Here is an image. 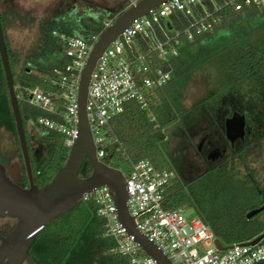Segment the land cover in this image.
<instances>
[{
	"label": "built area",
	"instance_id": "2783aa9c",
	"mask_svg": "<svg viewBox=\"0 0 264 264\" xmlns=\"http://www.w3.org/2000/svg\"><path fill=\"white\" fill-rule=\"evenodd\" d=\"M250 7L264 11V0L163 2L135 19L110 43L91 75L86 110L97 158L124 174L127 207L137 230L173 264H260L264 261V238L254 245L249 242L255 237L221 249L216 243L218 237L201 217H188L182 207H165L175 170L158 169L148 158L134 161L112 122L131 101L137 102L155 122V115L149 113L151 97L172 79L171 61L179 55L184 42L213 31L223 22L226 9L241 12ZM113 21L105 20L102 29L86 39L54 32L68 59L66 64L52 68L48 80L56 89L35 86L17 94L18 100L47 113L33 120L34 126L43 135L62 134L69 148L79 134L82 71L94 44ZM117 159L119 163L114 164ZM80 200L95 203L96 213L103 219V235L114 241L113 254L126 257L129 264H158L121 223L110 186L95 187Z\"/></svg>",
	"mask_w": 264,
	"mask_h": 264
},
{
	"label": "trees",
	"instance_id": "16d2710c",
	"mask_svg": "<svg viewBox=\"0 0 264 264\" xmlns=\"http://www.w3.org/2000/svg\"><path fill=\"white\" fill-rule=\"evenodd\" d=\"M224 15L223 22L213 31L197 34L194 39L186 40L179 55L171 61L172 79L151 97L150 108L157 123L152 122L148 112L135 101L127 103L124 112L113 120L116 133L134 161L148 158L158 169H173L159 140L164 138L163 128L177 118L176 111L185 109L183 102L186 95L191 85L200 78L205 77L213 84L214 94L233 91L249 97L248 93L251 91H264V11L255 7L245 8L241 12L228 8ZM0 16L2 21L1 12ZM103 20L104 17L99 15L86 17L76 14L72 18L64 19L61 24L50 28L43 27L38 51L26 60L21 74L15 71L2 21L16 94L35 86L45 90L56 89L48 78L53 67L66 64L68 59L64 56L63 45L54 32L86 39L102 29ZM18 103L34 181L42 186L51 181L58 169L64 165L70 148L64 144L65 137L62 134H44L49 158L42 169H37L33 154L38 138L34 128L32 129V123L38 116L47 113L21 100ZM0 128L9 132L15 140L18 156L23 162V182L26 185L29 179L1 54ZM91 172L92 165L85 157L79 175L85 177ZM186 200L187 195L183 192L181 182L174 179L166 194L165 207L178 208ZM202 219L206 220L205 217ZM208 223L228 246L234 242L250 240L264 231V228L249 225L242 212H230L227 223L219 227ZM103 232V219L97 215L95 203L79 200L72 208L45 225L28 253L36 264H129L128 259L119 254L96 258L98 237L114 246L113 239L104 236ZM260 264H264V261Z\"/></svg>",
	"mask_w": 264,
	"mask_h": 264
},
{
	"label": "water",
	"instance_id": "95a60500",
	"mask_svg": "<svg viewBox=\"0 0 264 264\" xmlns=\"http://www.w3.org/2000/svg\"><path fill=\"white\" fill-rule=\"evenodd\" d=\"M166 1L168 0H137L121 11L113 23L101 33L91 50L81 75L78 94L79 134L70 148L64 165L58 169L51 181L42 186L37 185L33 177L30 153L0 16V54L29 179V187L18 185L7 176L4 167L0 164V216L12 217L17 220L9 234L5 236L0 234V264H23L25 260H30L28 252L31 244L45 225L72 208L85 192H89L100 185L111 187L115 195L121 223L146 253L152 256L158 264H173L154 243L137 230L127 207L128 193L125 176L120 170L108 166L97 158L86 110L91 75L98 58L135 19L146 15L153 8ZM85 157L92 165V172L88 176L81 177L79 174ZM261 209L263 208L250 211L247 214L248 217L253 216ZM263 238L264 232L249 243L254 245ZM216 243L221 249L227 248L219 238H217Z\"/></svg>",
	"mask_w": 264,
	"mask_h": 264
},
{
	"label": "flooded vegetation",
	"instance_id": "af4514ba",
	"mask_svg": "<svg viewBox=\"0 0 264 264\" xmlns=\"http://www.w3.org/2000/svg\"><path fill=\"white\" fill-rule=\"evenodd\" d=\"M94 15L95 11L88 7V13L82 16ZM73 16L72 12L55 14L41 25L40 32L43 27H53ZM212 96L214 101L205 104L203 109L176 111L177 118L167 127L170 132L164 133L162 139L165 155L182 188L184 184L209 175L210 180L218 183L221 194L228 195L226 191L231 190L233 196L226 201L230 212H242L249 225L264 228V151L261 162L245 158L257 148L264 149V91H252L249 97L233 91ZM6 174L18 185L29 187V183L13 180L8 170ZM260 208L263 209L248 217L250 211ZM11 230L5 232L0 225L1 235ZM23 264L36 263L30 257Z\"/></svg>",
	"mask_w": 264,
	"mask_h": 264
},
{
	"label": "rangeland",
	"instance_id": "374dc122",
	"mask_svg": "<svg viewBox=\"0 0 264 264\" xmlns=\"http://www.w3.org/2000/svg\"><path fill=\"white\" fill-rule=\"evenodd\" d=\"M135 1L137 0H0V12L2 14L8 45L15 63L16 73L21 74L26 60L38 51L37 47L41 38V25L47 23L46 20L53 17L55 14L59 15V13H61L66 15L67 12H72L74 16L76 14L85 15L88 13V7H90L95 11L96 15L104 17L103 21L110 19L114 20L121 11ZM107 12L109 14H107ZM212 87L213 84L205 77L195 81L194 84L191 85L183 102L185 108H196L200 110L203 109L205 104H211L214 101L212 96L214 94L212 90L214 89ZM251 93L252 91L248 94ZM257 101L258 100L255 99L256 103ZM154 123H157V121ZM32 126L38 138V144L34 148V162L37 169H42L48 161L49 148L44 143L43 131L37 129L33 123ZM169 132L170 128H163V133L167 134ZM159 144L165 152V146L162 140H159ZM174 144L175 142H173V145ZM254 151L255 152L245 155V158H254L255 161L261 162L264 149L257 148V150ZM113 163L118 164L119 160L117 159V161ZM0 164L4 167L5 171L8 170L13 180L20 183L23 181V162H21L18 156L15 140L13 136L3 128H0ZM120 166L125 168V165L122 163ZM125 173L127 174V171H125ZM209 178L210 176L206 175L184 184L183 192L187 195V200L180 207L184 209V213L188 217H201L200 215H202L208 222L219 227L223 223L225 225L227 223V218L230 216L227 207L229 206V202L227 203L226 201L229 200L233 194L231 190H228L226 191L228 195L224 196L220 193L218 183L214 181V179L210 180ZM15 223L16 219L5 216L0 218L1 228H3L5 232H9L15 226ZM216 236L221 240L224 246H228L222 237L217 234ZM97 239L98 246L96 248V258L113 254V252H111V242L99 240V237Z\"/></svg>",
	"mask_w": 264,
	"mask_h": 264
}]
</instances>
